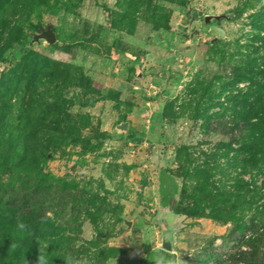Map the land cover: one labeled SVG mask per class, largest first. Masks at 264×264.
I'll use <instances>...</instances> for the list:
<instances>
[{
	"label": "rangeland",
	"instance_id": "obj_1",
	"mask_svg": "<svg viewBox=\"0 0 264 264\" xmlns=\"http://www.w3.org/2000/svg\"><path fill=\"white\" fill-rule=\"evenodd\" d=\"M263 95L264 0H0V264H264Z\"/></svg>",
	"mask_w": 264,
	"mask_h": 264
},
{
	"label": "water",
	"instance_id": "obj_2",
	"mask_svg": "<svg viewBox=\"0 0 264 264\" xmlns=\"http://www.w3.org/2000/svg\"><path fill=\"white\" fill-rule=\"evenodd\" d=\"M210 17H213L215 19L218 18L217 15H214V16L205 15L203 19L205 22H208ZM38 39H44L45 42L49 44L55 41L54 33L52 32L50 25H46L45 29L41 30L39 33H35L32 35V40H38ZM212 40H214V38ZM126 126H127V123L123 121V122L118 123L116 125V128L119 130H125ZM178 221H179V218H177V222ZM177 222L175 225L162 230L159 245H160V248L164 251L172 250L173 235H174L175 230H177L180 226ZM125 224L129 226L130 221H125Z\"/></svg>",
	"mask_w": 264,
	"mask_h": 264
},
{
	"label": "trees",
	"instance_id": "obj_3",
	"mask_svg": "<svg viewBox=\"0 0 264 264\" xmlns=\"http://www.w3.org/2000/svg\"><path fill=\"white\" fill-rule=\"evenodd\" d=\"M185 11H187V6H186ZM249 73H252V72L249 71ZM240 78H241V75H240ZM240 78H238V79H240ZM246 78L251 80V76H248ZM199 92H200V94H204V87L200 88ZM250 94H251V92L250 93L244 92L242 94L243 100H245L246 97H248ZM262 98L264 101V95ZM249 109H250V111H252V115L255 118V121H253V123H250V125H252L254 127L256 132H258V134L256 135L257 136L256 139H258L259 150H262L261 152L264 153V105H260L257 110H256V108H253V107H249ZM239 112L242 115L241 111H239ZM244 114H245V109H244ZM244 114L242 116H244ZM153 121L156 122V120H153ZM174 213H178V212L174 211ZM181 215H183V214H181Z\"/></svg>",
	"mask_w": 264,
	"mask_h": 264
},
{
	"label": "clouds",
	"instance_id": "obj_4",
	"mask_svg": "<svg viewBox=\"0 0 264 264\" xmlns=\"http://www.w3.org/2000/svg\"><path fill=\"white\" fill-rule=\"evenodd\" d=\"M28 226L22 222V221H17V228L20 230H25ZM38 264H46V258L44 255H41L38 258ZM65 264H79L78 261H74L71 257H66L65 258ZM169 264H182L181 261L177 260L175 262H169Z\"/></svg>",
	"mask_w": 264,
	"mask_h": 264
},
{
	"label": "crops",
	"instance_id": "obj_5",
	"mask_svg": "<svg viewBox=\"0 0 264 264\" xmlns=\"http://www.w3.org/2000/svg\"><path fill=\"white\" fill-rule=\"evenodd\" d=\"M150 116V114H148V117Z\"/></svg>",
	"mask_w": 264,
	"mask_h": 264
}]
</instances>
